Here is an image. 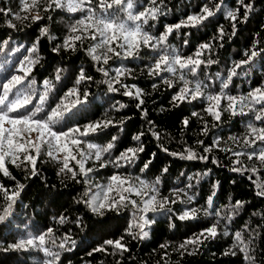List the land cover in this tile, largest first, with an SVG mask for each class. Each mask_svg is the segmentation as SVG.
<instances>
[{
  "label": "trees",
  "instance_id": "1",
  "mask_svg": "<svg viewBox=\"0 0 264 264\" xmlns=\"http://www.w3.org/2000/svg\"><path fill=\"white\" fill-rule=\"evenodd\" d=\"M219 2L220 0H163L161 3L157 0L160 14L155 20H149L145 30L158 37L165 32V26L179 23L189 15L199 14L205 4L214 8ZM244 2L252 4L246 20L245 8L238 0H223V7L213 17L197 27L174 30L168 35L162 48L153 50L142 47L138 56L113 57L107 64H103L102 61H94L87 51L97 41L84 39L76 41L74 49L62 47L65 38L72 34L71 26L84 13H68L64 9L45 11L43 5L24 12L20 0H0V9L4 10L0 12V45L7 41L4 52L0 53V63L7 61L0 67V81L22 74L18 69L25 56L34 60L38 57L39 62L31 65L28 80L35 81L37 94L44 90L45 80L52 81L54 85L44 112L39 114L42 118L60 103L70 89L78 87L81 99L84 92L88 93L87 102L73 110L70 118L66 117L65 121L56 126L57 130H67L74 126L83 128L89 123L112 120L115 126L82 138L86 142L106 145L113 136L118 137L115 147L104 155V161L115 160L130 147L142 146L144 149L138 153L134 163L121 161L118 168L111 163L102 168L100 161L88 160L85 166L94 170L88 173L87 178L79 174V165L71 159L68 162L69 168L77 175L73 177L67 170L61 172L62 160L48 157L46 150L37 159L35 175H32L30 166L17 167L6 159L10 175L4 176L0 172V185L9 194L18 192L19 195L12 203L11 213L4 221H0V264H43L45 259H50L38 250L8 248L21 238L38 236L47 233L48 229H52V233L47 238L45 247L59 253L56 264H264V196L258 194L260 189L257 187L264 184V167L258 161H249L246 156L233 155V152L250 151L243 146V140L248 136L247 125L252 123L259 128L264 127V123L254 119L255 113L249 111L247 100L243 105L237 106V111L243 107L246 115L233 116L224 111L219 121L206 111L208 101L204 98L174 102L173 96L182 87L177 76L165 72L155 76L148 71L158 58L157 53H163L165 48L169 52L175 50L184 57H194L201 45L210 44L211 48L203 50L200 59H211L216 63L201 65L195 76L183 70L188 80L207 84L206 94L219 93L222 81L227 79L228 70L235 62L246 59V53L250 55L255 50L259 55L249 65L237 69L238 75L232 78L224 91L228 95L247 97L253 89L264 86V0ZM98 3L99 0H92L93 7ZM135 4L134 11L137 12L153 6L150 0H135ZM237 8V20L228 19L226 11ZM36 15L43 18L33 21L31 17ZM119 15L123 18L125 14ZM44 28L48 32L41 35ZM221 28L223 38L219 33ZM34 45L37 51L29 53L27 50ZM54 48H59V51H53ZM102 51L98 50L97 54ZM117 51L123 50L117 48ZM101 67L107 70V76L98 70ZM118 68L130 70V74L126 73L116 83L113 78ZM81 70L91 80L81 81L77 85ZM58 71L60 79L56 80ZM161 77L171 79L173 86L169 87ZM109 82L118 90L109 91ZM122 85H127L132 91L135 88L142 89L143 104L138 107L139 100L135 96L124 95L126 89ZM133 85L135 88H132ZM35 103L34 99L29 108L34 107ZM120 105L124 107L121 108ZM226 105L227 101L222 100L221 108ZM255 108L259 109L260 105H255ZM193 112L199 116H193ZM186 118L189 121L187 126L183 124ZM205 127L207 134L204 133ZM139 133H143L141 139L133 140ZM35 136L36 133H33L32 138L35 139ZM217 139L220 141L219 146L205 152L204 149L212 146ZM82 147L88 151L86 144ZM257 147L264 145L257 142ZM186 149H191L196 158H185ZM73 152L75 154V148ZM172 153H183L184 156H173ZM77 159L80 157L77 156ZM237 160L240 164L236 163ZM149 161L151 163L145 169L144 165ZM253 166L259 169L256 173L250 170L233 171L237 167L250 169ZM165 168L167 172L163 171ZM113 174L133 179L138 177L150 183L159 177L158 199L168 197L177 201L169 205L171 213L146 214L149 219L154 220V223L144 228L148 232L147 237L137 235L140 231L138 228H133L131 234L126 231L133 220L134 209L131 205L121 207L119 211L106 210L103 215L93 213L87 206L86 201L93 194L99 192L103 197V189ZM136 186L139 187L138 184ZM89 189L91 192L86 196ZM173 190L178 195H174ZM109 195L118 198L116 192ZM125 195H130L138 204L141 202V198L134 193ZM209 196H212L211 207L208 205ZM188 197L193 199L189 202ZM237 201L242 202V206L232 212L231 206ZM7 203L5 193L0 191V214ZM191 208L200 210L195 219L178 218ZM204 209H208L210 214L205 215ZM217 212L219 216L216 215ZM213 224L217 225L218 235L215 238L204 240L199 245H188L186 249L179 247ZM225 231L229 235L225 236ZM236 232L243 234L245 242L250 241L251 260L246 259L245 253L234 247ZM65 237H70L75 244L67 243L61 249L59 245ZM121 237L126 250L104 245L106 240ZM101 245H104L105 251H93ZM229 250L235 254H231Z\"/></svg>",
  "mask_w": 264,
  "mask_h": 264
},
{
  "label": "snow or ice",
  "instance_id": "2",
  "mask_svg": "<svg viewBox=\"0 0 264 264\" xmlns=\"http://www.w3.org/2000/svg\"><path fill=\"white\" fill-rule=\"evenodd\" d=\"M162 3L163 0H160ZM239 4L245 8L244 19H247L248 12L252 9V4H245L244 0H238ZM152 7L145 8L143 11H134L136 8L135 0H99L96 7L92 6V0H20L22 11L30 12L32 10L38 9L41 5L44 6V10L49 9H64L68 13H84L81 19L77 20L74 25L70 28V34L65 38L64 48H75L76 41H82L84 39H91L97 41L91 47L87 49L88 54L94 61H102L103 64H107L109 60L113 57L125 58L134 57L139 55V51L142 47L151 48L153 50H158L162 48L164 42L167 40L169 34L174 30H179L181 28L187 27H197L201 25L204 21L213 17L217 11L221 10L223 7V0L214 5V8H210L205 4L200 13L196 15H189L185 20H181L179 23L173 25L165 26V32L160 34L158 37L152 35L149 31L145 30V26L148 25L149 20H155L160 14L159 6L157 5V0H150ZM111 10V11H110ZM0 9V12H3ZM120 13H124V17H120ZM239 9L227 10L226 16L232 21L237 20ZM19 19L20 17L17 16ZM43 17L36 15L31 17L33 21L41 20ZM50 18V17H49ZM14 26V25H13ZM235 27V24H233ZM48 29L44 28L41 31V35L47 34ZM81 33V34H75ZM220 37L223 38L224 32L223 28L219 30ZM235 34V33H233ZM187 43V41H185ZM7 45V41L3 45H0V53L4 52V47ZM115 45V46H114ZM117 48L123 51H117ZM210 44H203L199 47L193 56L184 57L180 55L175 50L169 52L166 48L163 53H157L158 58L155 60L154 64L149 67L148 71L150 75L160 76L162 72L170 73L173 76H177L178 80L182 82V87L173 96L174 102L192 101L204 98L208 101V107L206 111L211 114L215 120L219 121L221 119L222 112H230L233 116L246 115L243 107L239 108L238 105H243L247 100L249 111L254 112V119L264 123V86L260 88H255L245 96H233L228 95L224 89H227L229 83L234 76L238 75L237 69L244 65H249L253 58L259 55L255 50L251 51L250 55L246 53L247 58L239 62H235L233 67L228 70L227 79L223 80L221 83V91L216 94L205 93V89L208 87L202 81H190L186 78L185 72L187 70L192 76H195L197 69L201 65H211L216 63L211 59L202 60L200 59L203 54V50L210 49ZM103 50L100 54H97L98 50ZM15 51V50H14ZM29 53H34L37 51L36 46L27 50ZM53 51H59V48H54ZM5 60L3 63H6ZM39 62L37 57L35 60L30 56H25L20 62L18 71L22 74L12 75L4 81H0V172L4 176H9L10 172L6 166V159L10 160L11 164L20 166H30V171L32 175L36 174V164L37 159L41 155L43 150L45 154L52 158L53 160H62L63 165L60 169L61 172L65 170L72 173L73 177L77 173L69 168V159L76 161L79 165V174L87 178L88 173H91L94 169L91 167H86L88 160L100 161V167H106L108 163H111L115 167L121 166V161L128 164L134 163L135 159L138 157V153L143 152V147H130L124 152L111 161H104L103 157L106 153H110L115 147V141L118 139L117 136H113L111 141L106 145H99L92 142H86L83 137H87L90 134L99 133L103 130L109 128V126H115L114 121L104 120L97 121L94 123H89L84 125L83 128L80 126H74L67 128V130H57L56 126L65 121L66 117L70 118V114L73 110L77 109L78 106H82L87 102L88 93H83V99H81V93L78 87H73L70 89L65 96L61 99L60 103L52 107L50 112H48L43 118L39 115L44 112L45 105L47 104L49 93L53 90V83L50 80L44 81V90L37 94L34 87L35 81L28 80L31 72V65ZM0 63V67L3 66ZM103 72L105 76L108 75L107 70L103 67L98 69ZM116 76L113 78L116 83H119V78L124 76L126 73L130 74V70L118 68L115 70ZM178 74V75H177ZM56 80L60 79L59 71L56 75ZM219 78V74H217ZM164 83L168 84L169 87L173 86V81L171 79H166L161 77ZM91 80V77L86 76L81 70L80 75L76 81L79 85L81 81ZM126 90L124 95L135 96L138 100V107L143 104L142 89L135 88L132 91L127 85H122ZM155 88L156 85H153ZM117 88L112 87V83L109 82V91L115 92ZM35 99V106L29 108L33 104ZM226 100L227 105L221 108V101ZM255 105H260L259 109L255 108ZM121 108L124 105H120ZM193 116H199L198 113L193 112ZM122 124L123 121H120ZM189 123L186 118L183 124L187 126ZM248 136L243 140V146L250 151L247 152H233L234 156H246L249 161H258L261 167H264V147H257V142L264 145V127H255L252 123L247 125ZM36 133L35 139L32 138V134ZM204 133L207 134V127L204 129ZM143 133H139L133 137V140L139 141ZM155 135V133H154ZM230 139H236L230 137ZM200 143H203L200 141ZM86 144L88 151H85L82 145ZM220 144L219 139L214 141L213 145L206 147L205 152L212 151L213 147H218ZM76 149L74 154L73 149ZM167 151V149H164ZM225 151H232V149H225ZM187 159H195L196 154L191 149H186ZM60 154H64L61 156ZM173 156H184L183 153H172ZM77 156L80 159H77ZM201 159H207V157H200ZM19 162V163H18ZM151 161L144 165V168H148ZM240 164V161H236ZM250 170L256 173L259 169L255 166L250 169H241L240 167L234 168L233 171ZM167 172V168L163 169ZM87 183V179L85 180ZM139 185L137 187L136 185ZM160 178L157 177L154 182H148L140 178L122 177L119 174H113L109 178V183L103 189V197L99 192L92 196L90 200L86 201L87 206L93 213L98 215H103L104 212L115 210L119 211L121 207L132 206L134 209L133 220L129 224V228L126 230L129 234L132 233L133 228H138L140 231L137 233L141 238L147 237L148 232L144 231V228L148 225L154 223L153 219L147 217V213L161 214V213H171L170 204H175L176 200H170L168 197H162L158 199ZM22 187V185L20 186ZM98 188L100 186H97ZM215 187V186H214ZM257 187L260 189L259 195L264 196V184H259ZM0 191L5 193V198L8 201L7 205L3 207L2 214H0V221H4L8 215L11 213L12 203L15 198L19 195L18 192L8 193V190L0 185ZM182 191V190H181ZM91 192L89 189L85 195ZM116 192L118 198L112 197L109 194ZM125 193H134L137 197L141 198V202L138 204L136 200L131 199L130 195H125ZM151 193V195H149ZM174 195H178L176 190H173ZM215 195V192H213ZM144 197H148L144 199ZM193 198L188 197L190 202ZM208 205H212V196L208 198ZM242 206V202L237 201L235 205L231 206V211L235 212L239 207ZM199 209L191 208L185 210L181 215H179L180 220L195 219ZM204 214L209 215L208 209H204ZM219 216V212L216 213ZM231 219V216L227 217ZM61 223H63V218H61ZM52 229H48L47 233H43L38 236L29 235L28 238H21L17 242L8 246L9 249L14 250H38L45 254V256L50 257V259H45L43 264H56L59 260V253L51 251V249L45 247L47 238L50 237ZM225 236L229 235L227 231L223 233ZM218 235L217 225L213 224L201 231L198 235L186 240L179 247L181 249H186L188 245H199L203 243L204 240L215 238ZM54 244L55 241H52ZM67 243L75 244V241H71L70 237H65L60 243L59 247L61 249L65 248ZM249 242H245L243 234L241 232H236L234 237V247L239 248V250L245 253V258L251 260L249 254ZM104 245H111L115 249L126 250V245L123 243V237L117 240H106ZM104 245L93 251H105ZM162 247H164L162 245ZM231 252V250H229ZM228 254V253H225ZM235 254V252H231ZM91 255V253H90Z\"/></svg>",
  "mask_w": 264,
  "mask_h": 264
},
{
  "label": "rangeland",
  "instance_id": "3",
  "mask_svg": "<svg viewBox=\"0 0 264 264\" xmlns=\"http://www.w3.org/2000/svg\"><path fill=\"white\" fill-rule=\"evenodd\" d=\"M93 195H95V194H93ZM93 195H92V196H93ZM92 196H91V198H92ZM91 198H90V199H91Z\"/></svg>",
  "mask_w": 264,
  "mask_h": 264
}]
</instances>
